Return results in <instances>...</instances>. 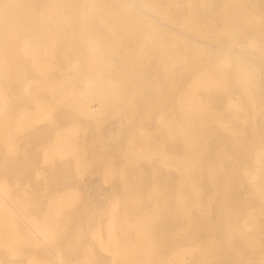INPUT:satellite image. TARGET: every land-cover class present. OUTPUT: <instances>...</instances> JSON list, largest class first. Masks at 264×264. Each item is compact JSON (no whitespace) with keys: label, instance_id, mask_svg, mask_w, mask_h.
Here are the masks:
<instances>
[{"label":"rangeland","instance_id":"1","mask_svg":"<svg viewBox=\"0 0 264 264\" xmlns=\"http://www.w3.org/2000/svg\"><path fill=\"white\" fill-rule=\"evenodd\" d=\"M93 1L0 0V264H111V224H148L156 207L155 248L193 250L160 258L263 264L264 194L251 178L264 161V43L222 20L241 0H107L117 32L90 33ZM242 4L264 20V0ZM201 120L230 132L213 138ZM181 172L200 196L171 232Z\"/></svg>","mask_w":264,"mask_h":264},{"label":"bare ground","instance_id":"2","mask_svg":"<svg viewBox=\"0 0 264 264\" xmlns=\"http://www.w3.org/2000/svg\"><path fill=\"white\" fill-rule=\"evenodd\" d=\"M249 1L250 0H241L240 3H238V4H236V3L229 4L227 6V8L225 9V11L223 12L222 20H223V22H225L227 31L228 30L230 31V29L233 28V30L237 32V36H240L239 34H241V32H243L246 29H251L252 31L258 32V36H257L258 41L257 42H259V44H261V43H264V32H262L260 30L262 27H264V20H261L260 18H255V20L254 19L251 20L249 18V15H248L249 12H248L247 8H245V6H244L245 4L244 5L242 4V3H246V2L248 3ZM109 7H110L109 2L107 0H94L92 3L86 5L87 9L85 10V14H86L87 18H86V21L84 23V26H86L87 31H89L90 33H103V32H107L108 30H113V31L117 32L116 25L112 24V22H110L111 18L115 17L116 14L113 13ZM58 12H60V11H58ZM190 14H191L190 20L192 22L195 21V13L193 12L192 8H190ZM94 42H95L94 44L97 47H104L107 45L111 46V43H109V41L107 39H100V40H96ZM49 52L50 51H48V53ZM125 72L127 73V71H125ZM129 72H130V70H129ZM118 74L120 75V77ZM125 76H126V74H125ZM121 77H123V73L114 70V72L110 78L111 81H110V79L107 80L108 81V83H107L108 87L113 89L114 88L113 84L120 82ZM123 87L127 88V83H124ZM114 90H115V88H114ZM101 94L102 93H100V95ZM177 100L179 101L178 98H177ZM34 107H35V105H34ZM158 118H159V116H158ZM180 124L181 123H179V125ZM198 124L199 125H206L207 127H209L211 130L210 131L211 136L213 138H216L218 135L223 136L225 134H228V132H230V130L228 128H225L224 125L216 124V123L214 124L213 121L206 122L204 120H201L198 122ZM195 127H197V126H195ZM202 133L203 132L201 130H197V128H196L191 132L190 135L187 134V136H185V140L189 141V145L188 144L185 145V150L190 149V147H192V144H193V146H196L197 140ZM215 149H218V148H215ZM175 158H176L177 162L181 165L189 163V160L187 157H184V156L177 157L176 156ZM227 158H229L228 155H227ZM193 159H194L193 165L195 168L194 172H195V174L200 173L201 169H203V167L201 165V161L203 159V156L201 154L200 155L197 154V155H195V157ZM257 164H258V168H259V170L255 174V175H257V177H253V178H251V180L257 184L258 187L256 189H258L259 191H262L264 194V161L263 162L258 161ZM186 176H189V174L187 172H186V174L181 172L179 174V176L176 178V180L179 182L180 188L182 186V189H180V191L177 195L178 196L177 201L175 203L176 209H177L176 210V217L172 218V221L169 222L170 227H171V232H172V227H174L177 220H179L182 223H184V222L190 223V221H191V212H190L191 204L194 203V201H196L197 198L200 196V193H198V187H195L194 190H193V188L192 189L189 188V186H188L189 183H187V177ZM169 199H171L170 196L168 199L164 198V201H168ZM260 200H262V199H260ZM164 210H165L164 207L162 209H159L158 207H156L150 213V215H151L150 223H148V224L141 225L137 222L127 221L126 224L124 225L123 229H122L123 232L119 233V234L116 232L114 233L116 226L113 225L114 219H112L113 223L110 226V230H111V234L113 235L114 240L111 242V247H113L112 250L108 251V252L112 253V257H113V261L111 264H173L172 261H168V260H165L164 258H160V257H189V256H191V254L193 253V250L190 251L188 249H182V248H178L177 250L172 249V251L170 252L171 256H167L165 251H162V250L155 248L156 247V240L159 237V234L157 232H159L158 231L159 229H160V232L162 231V229L159 227V223L163 220V214L162 213ZM114 215H115V212L113 213V216ZM231 215H233L234 218L237 217L236 214H231ZM176 218H178V219L176 220ZM162 234H163L162 237H165L166 234L164 232H162ZM236 236L240 240V245H243V244L255 245V243L258 239L256 235L251 234V233H247L246 231H243V230H239L238 233H236ZM15 244L20 245V244H22V242L18 241ZM118 246L121 247L122 249H118ZM195 252L196 251H194V253ZM197 252H200V251H197ZM145 255H152V257H155V258L153 260H151L150 262L142 261L141 257H143ZM179 264H183L182 260L179 261Z\"/></svg>","mask_w":264,"mask_h":264}]
</instances>
